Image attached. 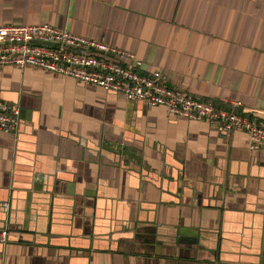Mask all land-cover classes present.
<instances>
[{"label":"crops","instance_id":"obj_1","mask_svg":"<svg viewBox=\"0 0 264 264\" xmlns=\"http://www.w3.org/2000/svg\"><path fill=\"white\" fill-rule=\"evenodd\" d=\"M35 24L264 120V0H0V25ZM0 99L21 107L0 130V264H264V149L242 130L29 65L0 67Z\"/></svg>","mask_w":264,"mask_h":264},{"label":"built area","instance_id":"obj_2","mask_svg":"<svg viewBox=\"0 0 264 264\" xmlns=\"http://www.w3.org/2000/svg\"><path fill=\"white\" fill-rule=\"evenodd\" d=\"M3 65H29L120 93L127 100L162 105L169 115L213 123L226 135L242 130L250 149H264V120L241 113L238 101L220 108L193 97L168 84L160 70L141 72V61L133 53L66 29L48 24L0 25V67ZM20 125V105L0 99V130L16 133ZM3 208L6 211L7 204ZM7 236L8 231L2 230L0 242H6Z\"/></svg>","mask_w":264,"mask_h":264}]
</instances>
